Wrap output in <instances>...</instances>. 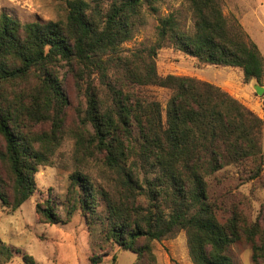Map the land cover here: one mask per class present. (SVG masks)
Here are the masks:
<instances>
[{
    "label": "trees",
    "instance_id": "1",
    "mask_svg": "<svg viewBox=\"0 0 264 264\" xmlns=\"http://www.w3.org/2000/svg\"><path fill=\"white\" fill-rule=\"evenodd\" d=\"M153 1L66 0L64 21L46 23L0 13V207L14 212L34 194L39 167L51 163L67 134L114 178L97 187L75 171L64 199L67 219L79 212L100 228L104 253L116 246L134 253V264H157L152 242L184 231L192 264H232L227 249L242 241L253 263L264 264V227L208 182L227 167L245 181L261 179V120L212 85L161 79L155 70L158 51L168 47L198 68H237L244 83L261 85L264 60L218 0H188L190 33L169 16L159 22L156 44L125 52L122 45L145 22L144 3ZM62 68L84 100L72 129L65 126L70 100ZM56 207L51 197L37 203L38 221L61 223ZM15 255L34 264L0 239V264ZM102 257L93 254L89 264Z\"/></svg>",
    "mask_w": 264,
    "mask_h": 264
},
{
    "label": "rangeland",
    "instance_id": "2",
    "mask_svg": "<svg viewBox=\"0 0 264 264\" xmlns=\"http://www.w3.org/2000/svg\"><path fill=\"white\" fill-rule=\"evenodd\" d=\"M224 16L230 23L238 24L253 43L264 60V0H218ZM154 10V11H153ZM145 22L133 29L129 41L122 45L125 52L149 48L157 43V28L161 19L172 16L181 32L190 33L194 15L188 0H154L152 5L144 3ZM0 13L26 23L64 21L66 0H0ZM158 78L171 76L191 78L200 83L212 85L237 100L245 109L262 122L261 150L264 155V90L257 94L252 81L244 83L237 68H198L190 59L176 57L168 47L158 51L155 60ZM65 89L70 105L66 110L65 126L72 129L77 115L84 108V100L72 77L65 74ZM261 86L264 88V80ZM160 89L159 93L163 92ZM47 166H40L35 175L36 191L14 212L0 207V239L7 245L28 255L34 264H89L93 254H101L102 264H134L136 255L114 246L106 253L107 244L100 240L99 229L90 227L76 212L66 218L64 199L69 186V176L80 171L93 181L95 186H112L113 176L106 171L99 158L83 156L77 151L73 136H63L59 147ZM209 188L225 203L241 201V207L250 222L257 221L264 227V168L259 181L248 182L234 167H227L208 179ZM51 197L62 222L59 224L40 223L35 206ZM152 252L157 264H192L187 250L184 231L152 242ZM232 264H254L251 247L237 242L227 249ZM8 264H24L21 255H15Z\"/></svg>",
    "mask_w": 264,
    "mask_h": 264
},
{
    "label": "water",
    "instance_id": "3",
    "mask_svg": "<svg viewBox=\"0 0 264 264\" xmlns=\"http://www.w3.org/2000/svg\"><path fill=\"white\" fill-rule=\"evenodd\" d=\"M251 81H252V85H253L255 92L257 94H262V91L264 90V88L255 79H251Z\"/></svg>",
    "mask_w": 264,
    "mask_h": 264
}]
</instances>
